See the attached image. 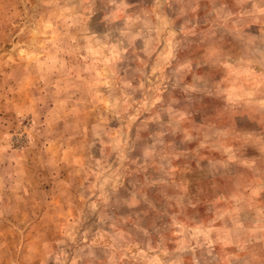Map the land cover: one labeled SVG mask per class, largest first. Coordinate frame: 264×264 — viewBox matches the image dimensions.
<instances>
[{
  "label": "rangeland",
  "instance_id": "rangeland-1",
  "mask_svg": "<svg viewBox=\"0 0 264 264\" xmlns=\"http://www.w3.org/2000/svg\"><path fill=\"white\" fill-rule=\"evenodd\" d=\"M0 264H264V0H0Z\"/></svg>",
  "mask_w": 264,
  "mask_h": 264
}]
</instances>
